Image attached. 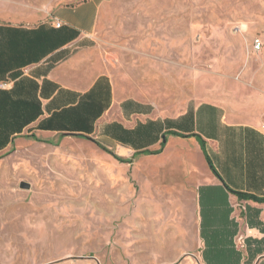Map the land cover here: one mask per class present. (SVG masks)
<instances>
[{
  "label": "rangeland",
  "instance_id": "1",
  "mask_svg": "<svg viewBox=\"0 0 264 264\" xmlns=\"http://www.w3.org/2000/svg\"><path fill=\"white\" fill-rule=\"evenodd\" d=\"M75 1L0 0V22L36 25ZM255 37L264 0H108L84 53L118 99L162 116L217 101L248 119L264 113ZM20 137L0 152V264H182L159 206L138 204L129 158L92 136Z\"/></svg>",
  "mask_w": 264,
  "mask_h": 264
},
{
  "label": "crops",
  "instance_id": "2",
  "mask_svg": "<svg viewBox=\"0 0 264 264\" xmlns=\"http://www.w3.org/2000/svg\"><path fill=\"white\" fill-rule=\"evenodd\" d=\"M107 1L60 5L36 25L0 22V152L23 135L92 136L130 159L138 204L159 206L170 260L264 264V113L246 119L203 100L162 116L115 97L107 75H89L84 53ZM260 73L254 93L264 100V55Z\"/></svg>",
  "mask_w": 264,
  "mask_h": 264
},
{
  "label": "built area",
  "instance_id": "3",
  "mask_svg": "<svg viewBox=\"0 0 264 264\" xmlns=\"http://www.w3.org/2000/svg\"><path fill=\"white\" fill-rule=\"evenodd\" d=\"M61 23L59 21L55 22V26L59 27ZM263 46V42L260 37H255L252 40V50L254 52H260ZM7 84L6 83H0V88H6ZM262 128L264 129V124L262 125Z\"/></svg>",
  "mask_w": 264,
  "mask_h": 264
},
{
  "label": "trees",
  "instance_id": "4",
  "mask_svg": "<svg viewBox=\"0 0 264 264\" xmlns=\"http://www.w3.org/2000/svg\"><path fill=\"white\" fill-rule=\"evenodd\" d=\"M179 135V134H178ZM184 136V135H183ZM201 146H202V148H203V142L201 141ZM104 149V148H103ZM105 150V149H104ZM106 151H108V150H106ZM109 152V151H108ZM113 157H115V158H117L118 160H120V161H125V160H123V159H121V158H118L115 154H113L112 152H109ZM209 165H210V163H209ZM210 167H211V169L213 170V172H215L216 173V171H215V169L210 165ZM217 174V173H216ZM218 175V174H217ZM232 193H234V194H236V195H238L239 197H242V198H250V199H255V200H257L258 198H256V197H254V196H252V195H248V194H245V193H241V192H236V191H233V190H230Z\"/></svg>",
  "mask_w": 264,
  "mask_h": 264
},
{
  "label": "water",
  "instance_id": "5",
  "mask_svg": "<svg viewBox=\"0 0 264 264\" xmlns=\"http://www.w3.org/2000/svg\"><path fill=\"white\" fill-rule=\"evenodd\" d=\"M20 187L23 188V189H28L29 188V184L26 183V182H21L20 183Z\"/></svg>",
  "mask_w": 264,
  "mask_h": 264
},
{
  "label": "bare ground",
  "instance_id": "6",
  "mask_svg": "<svg viewBox=\"0 0 264 264\" xmlns=\"http://www.w3.org/2000/svg\"><path fill=\"white\" fill-rule=\"evenodd\" d=\"M219 39V38H218ZM211 53V52H210ZM215 53V52H214ZM217 53V52H216ZM202 54V53H201ZM199 58V57H198ZM215 62V61H214ZM216 63V62H215Z\"/></svg>",
  "mask_w": 264,
  "mask_h": 264
}]
</instances>
